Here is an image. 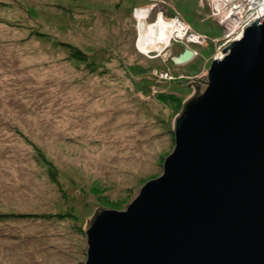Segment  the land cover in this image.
Returning <instances> with one entry per match:
<instances>
[{
	"label": "rangeland",
	"instance_id": "374dc122",
	"mask_svg": "<svg viewBox=\"0 0 264 264\" xmlns=\"http://www.w3.org/2000/svg\"><path fill=\"white\" fill-rule=\"evenodd\" d=\"M201 3L0 0V264H84L85 217L124 210L162 174L223 35ZM160 16L209 40L147 53L139 23L150 35ZM184 48L196 55L175 64Z\"/></svg>",
	"mask_w": 264,
	"mask_h": 264
},
{
	"label": "water",
	"instance_id": "95a60500",
	"mask_svg": "<svg viewBox=\"0 0 264 264\" xmlns=\"http://www.w3.org/2000/svg\"><path fill=\"white\" fill-rule=\"evenodd\" d=\"M221 51L188 83L162 174L85 217L84 264H264V12Z\"/></svg>",
	"mask_w": 264,
	"mask_h": 264
},
{
	"label": "built area",
	"instance_id": "2783aa9c",
	"mask_svg": "<svg viewBox=\"0 0 264 264\" xmlns=\"http://www.w3.org/2000/svg\"><path fill=\"white\" fill-rule=\"evenodd\" d=\"M201 1L202 6H207L209 8L212 19L220 24L223 29V35L212 40L217 47L216 54L222 52L221 49L230 44L232 39H237L241 35L242 29L264 12V0ZM172 20H176L177 23L181 24V30L183 33V36H173L172 39L185 37L187 42L200 43L201 45L207 43L209 40H207V37L204 35H196L193 32L186 33L187 27L182 24V21L178 17Z\"/></svg>",
	"mask_w": 264,
	"mask_h": 264
},
{
	"label": "bare ground",
	"instance_id": "6f19581e",
	"mask_svg": "<svg viewBox=\"0 0 264 264\" xmlns=\"http://www.w3.org/2000/svg\"><path fill=\"white\" fill-rule=\"evenodd\" d=\"M142 21H140L139 23L138 46H140V48H142L144 51H148L147 53L155 50V48H161L162 46L168 44V39L170 38V36H174V32L172 30L174 27L176 30H179V28L175 26L174 22H171L172 27H170L169 20L160 16L158 22L155 24V26L152 27L153 31L150 33V35H148L146 24L144 21ZM217 54V58L223 56L222 52H218ZM176 56H174L173 58H175Z\"/></svg>",
	"mask_w": 264,
	"mask_h": 264
},
{
	"label": "flooded vegetation",
	"instance_id": "af4514ba",
	"mask_svg": "<svg viewBox=\"0 0 264 264\" xmlns=\"http://www.w3.org/2000/svg\"><path fill=\"white\" fill-rule=\"evenodd\" d=\"M192 50V49H191ZM192 51H194V50H192ZM181 53V52H180ZM196 54H195V51H194V56H195ZM194 56H193V58H194Z\"/></svg>",
	"mask_w": 264,
	"mask_h": 264
},
{
	"label": "trees",
	"instance_id": "16d2710c",
	"mask_svg": "<svg viewBox=\"0 0 264 264\" xmlns=\"http://www.w3.org/2000/svg\"><path fill=\"white\" fill-rule=\"evenodd\" d=\"M93 217H94V216H93ZM93 217H92V219H93ZM92 219H91V220H92Z\"/></svg>",
	"mask_w": 264,
	"mask_h": 264
}]
</instances>
